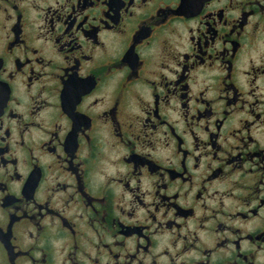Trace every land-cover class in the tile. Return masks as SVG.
Returning <instances> with one entry per match:
<instances>
[{
	"label": "flooded vegetation",
	"instance_id": "obj_1",
	"mask_svg": "<svg viewBox=\"0 0 264 264\" xmlns=\"http://www.w3.org/2000/svg\"><path fill=\"white\" fill-rule=\"evenodd\" d=\"M0 264H264V0H0Z\"/></svg>",
	"mask_w": 264,
	"mask_h": 264
}]
</instances>
